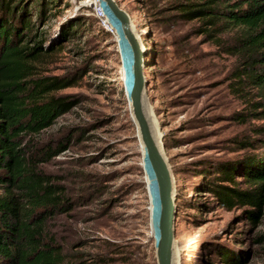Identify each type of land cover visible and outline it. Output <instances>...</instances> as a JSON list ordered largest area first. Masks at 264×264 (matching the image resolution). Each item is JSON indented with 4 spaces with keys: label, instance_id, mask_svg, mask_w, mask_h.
Instances as JSON below:
<instances>
[{
    "label": "rangeland",
    "instance_id": "1",
    "mask_svg": "<svg viewBox=\"0 0 264 264\" xmlns=\"http://www.w3.org/2000/svg\"><path fill=\"white\" fill-rule=\"evenodd\" d=\"M117 1L137 32L145 30L149 102L177 186L181 264H225L217 254L223 247L241 256L242 264H264V207L254 224L245 212L255 207L227 210L200 188L210 177L200 173L209 165L264 153V118L249 115L264 89L244 84L237 91L234 76L242 58L231 48L236 32H201L202 21L183 20L176 10L183 0ZM97 3L57 0L39 24L47 47L63 44L39 72H82L75 86L58 92L75 101L72 110L32 136L36 146L70 136L68 149L40 163L73 202L72 209L47 220L45 232L62 247L64 264H158L144 150L124 99L126 51L119 33L95 13ZM73 18L83 24L62 40L61 28ZM237 179L241 188L249 186Z\"/></svg>",
    "mask_w": 264,
    "mask_h": 264
},
{
    "label": "trees",
    "instance_id": "2",
    "mask_svg": "<svg viewBox=\"0 0 264 264\" xmlns=\"http://www.w3.org/2000/svg\"><path fill=\"white\" fill-rule=\"evenodd\" d=\"M56 3L0 0V264L66 261L62 247L47 239L45 229L50 217L73 208L72 198L41 170L40 163L68 149L70 136L39 146L32 138L72 110L75 101L58 92L82 78V72L56 76L39 72L44 59L63 46L47 47L39 25L48 20V10ZM176 10L183 20L202 21L201 32L212 37L235 31L231 48L242 58V68L234 76L237 91L244 84L264 89V0H183ZM82 24L80 18L69 20L60 38H73ZM250 104L249 115L264 118V97ZM259 131L264 134V125ZM209 166L200 173L210 176L200 188L227 210L255 207L245 214L258 223L264 207V153ZM238 177L249 186L241 188ZM217 254L225 264H242L241 256L230 248L218 249Z\"/></svg>",
    "mask_w": 264,
    "mask_h": 264
},
{
    "label": "water",
    "instance_id": "3",
    "mask_svg": "<svg viewBox=\"0 0 264 264\" xmlns=\"http://www.w3.org/2000/svg\"><path fill=\"white\" fill-rule=\"evenodd\" d=\"M108 24L114 25L117 33L120 31L132 53L130 80L125 79L126 87L130 89V107L136 123L141 142L144 147V159L147 162V172H150L157 202V233L155 238V256L158 264H181L177 237L176 222V180L171 162L166 154V145L156 122L153 107L149 102L148 79L146 75L148 50L140 45L131 32L132 15L128 13L117 0H99ZM119 29H117V27ZM125 87V88H126ZM152 110V114L150 113ZM154 119V123L152 122ZM158 132L161 137H158Z\"/></svg>",
    "mask_w": 264,
    "mask_h": 264
},
{
    "label": "bare ground",
    "instance_id": "4",
    "mask_svg": "<svg viewBox=\"0 0 264 264\" xmlns=\"http://www.w3.org/2000/svg\"><path fill=\"white\" fill-rule=\"evenodd\" d=\"M108 23V22H107ZM117 27V25H116ZM109 28L113 29L116 31V28L114 27V25L112 24H109ZM130 28H131V32L133 33V36L138 40L139 44L140 45H144L145 41H144V34H145V30L143 28L140 29V32L141 34L143 35H140L139 32H137V28L134 26L133 24V19L131 17V24H130ZM118 29V27H117ZM119 31V29H118ZM117 32V31H116ZM119 33V38H120V43L121 45L124 47V51H126V59H127V62H126V68H125V71H126V80H130L131 79V76H132V70H131V58H132V53L131 51H129V47L124 39V35L122 33H120V31L118 32ZM128 87V86H127ZM125 88V95H124V99L125 101L127 102L128 106L130 107V89L128 88ZM131 108V107H130ZM152 110H150V113L152 114L151 112ZM131 112H132V117H133V111H132V108H131ZM134 120V118H133ZM135 122V120H134ZM152 122L153 124L155 125L154 123V119H152ZM136 124V123H135ZM156 126V125H155ZM138 136H139V140H140V143L142 144L141 142V138H140V134H139V131H138ZM158 137L160 138L161 137V134L158 132ZM142 147H143V144H142ZM143 150H144V147H143ZM145 154V152H144ZM144 163V167L145 169L147 168V162H145V159L143 161ZM148 169V168H147ZM147 172V171H146ZM146 180L148 181L149 183V191H150V200H152V206H151V218H152V233L153 235L155 236L156 233H157V200H156V194H155V189H154V185H153V181H152V178H151V175H150V172H147V177H146ZM177 253H178V250H177Z\"/></svg>",
    "mask_w": 264,
    "mask_h": 264
},
{
    "label": "built area",
    "instance_id": "5",
    "mask_svg": "<svg viewBox=\"0 0 264 264\" xmlns=\"http://www.w3.org/2000/svg\"><path fill=\"white\" fill-rule=\"evenodd\" d=\"M94 11H95V13L99 16V18L103 21V23H104L106 26L109 27V24L107 23V20H106V16H105V14H104V12H103V10H102V8H101V6H100L99 3H97V4L95 5Z\"/></svg>",
    "mask_w": 264,
    "mask_h": 264
}]
</instances>
